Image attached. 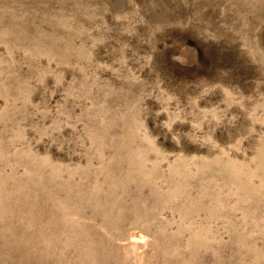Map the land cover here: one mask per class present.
I'll return each mask as SVG.
<instances>
[{"label":"rangeland","instance_id":"obj_1","mask_svg":"<svg viewBox=\"0 0 264 264\" xmlns=\"http://www.w3.org/2000/svg\"><path fill=\"white\" fill-rule=\"evenodd\" d=\"M0 264H264V0H0Z\"/></svg>","mask_w":264,"mask_h":264}]
</instances>
